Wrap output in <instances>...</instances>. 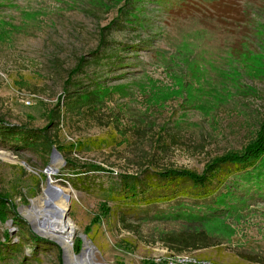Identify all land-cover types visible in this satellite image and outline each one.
<instances>
[{
	"label": "rangeland",
	"instance_id": "1",
	"mask_svg": "<svg viewBox=\"0 0 264 264\" xmlns=\"http://www.w3.org/2000/svg\"><path fill=\"white\" fill-rule=\"evenodd\" d=\"M84 91L93 101L70 110ZM1 123L50 127L60 157L0 139V195L11 209L0 222V264H72L26 214L51 185L70 200L71 255L91 246L85 264H156L164 249L264 264V163L252 180L228 177L205 199L155 192L160 174L200 175L259 139L264 0H0ZM127 183L134 198L120 193ZM229 190L231 210L206 225L223 244L178 252V215H201Z\"/></svg>",
	"mask_w": 264,
	"mask_h": 264
},
{
	"label": "trees",
	"instance_id": "2",
	"mask_svg": "<svg viewBox=\"0 0 264 264\" xmlns=\"http://www.w3.org/2000/svg\"><path fill=\"white\" fill-rule=\"evenodd\" d=\"M101 47L105 46L103 43ZM85 68L84 58L77 67V71L73 72L67 84L71 83L76 76L82 73ZM94 91L79 92L75 97L71 98L68 107L71 109L80 108L87 103L93 101ZM60 118V115H58ZM59 125V122H57ZM56 138L51 133V128L46 127L40 131L24 130L17 127H10L6 124H0V139L3 142L12 143L20 142L23 148L31 149L37 153L50 158L54 151ZM264 163V128L260 133L259 139L246 148L242 156L229 154L228 156L216 160L211 168L207 169L202 174L198 175L190 171H175L171 170L167 173L160 174V186L155 188V192H161V198H172L176 194H189L193 198L205 199L215 196V192L220 190V186L227 182L228 177L240 176L243 180H252L255 175L249 173L251 169L256 167V164ZM68 163V162H67ZM99 169V168H97ZM99 171H101L99 169ZM233 190L217 195L212 202V206H207L205 212L201 215L190 213L183 216V212L178 215V219L183 220L186 224L185 230L180 234L173 236L174 244L178 247L176 250L180 253L192 250H201L202 248L215 247L223 244V240L210 235L206 225L215 218H224L231 210L227 199L233 194ZM126 198H134L136 196V188L133 183L124 184L121 192ZM11 212L8 207V200L0 195V222L3 224L5 215ZM8 215V214H7ZM31 242H41L36 236H32ZM1 245V244H0Z\"/></svg>",
	"mask_w": 264,
	"mask_h": 264
},
{
	"label": "bare ground",
	"instance_id": "3",
	"mask_svg": "<svg viewBox=\"0 0 264 264\" xmlns=\"http://www.w3.org/2000/svg\"><path fill=\"white\" fill-rule=\"evenodd\" d=\"M53 187L52 185L50 186ZM52 197L45 192L40 198L38 204L27 214L34 228L43 236L61 243L65 249L66 259L72 264H85L88 262L91 246L88 243L80 257H73L68 244L76 232V227L66 217V210L70 203L69 198L63 189L52 188ZM42 209V214L36 213V210ZM42 216V218L40 217Z\"/></svg>",
	"mask_w": 264,
	"mask_h": 264
},
{
	"label": "built area",
	"instance_id": "4",
	"mask_svg": "<svg viewBox=\"0 0 264 264\" xmlns=\"http://www.w3.org/2000/svg\"><path fill=\"white\" fill-rule=\"evenodd\" d=\"M27 104H31V101L28 100ZM162 253H164V256H161L159 260L156 258V264H159L160 262V264H211L206 260L197 261L191 255L172 254L167 249H164Z\"/></svg>",
	"mask_w": 264,
	"mask_h": 264
},
{
	"label": "water",
	"instance_id": "5",
	"mask_svg": "<svg viewBox=\"0 0 264 264\" xmlns=\"http://www.w3.org/2000/svg\"><path fill=\"white\" fill-rule=\"evenodd\" d=\"M52 156L54 157V156H56V157H60V156H58V154H57V152L56 151H53V153H52ZM51 190H52V188L51 187H49V189L47 190V192H48V194L52 197V195H51Z\"/></svg>",
	"mask_w": 264,
	"mask_h": 264
}]
</instances>
